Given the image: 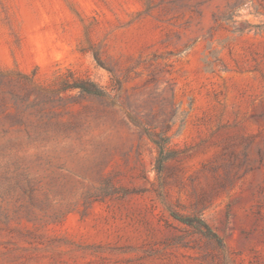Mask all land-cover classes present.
Segmentation results:
<instances>
[{
	"label": "rangeland",
	"instance_id": "374dc122",
	"mask_svg": "<svg viewBox=\"0 0 264 264\" xmlns=\"http://www.w3.org/2000/svg\"><path fill=\"white\" fill-rule=\"evenodd\" d=\"M0 264H264V0H0Z\"/></svg>",
	"mask_w": 264,
	"mask_h": 264
},
{
	"label": "trees",
	"instance_id": "16d2710c",
	"mask_svg": "<svg viewBox=\"0 0 264 264\" xmlns=\"http://www.w3.org/2000/svg\"><path fill=\"white\" fill-rule=\"evenodd\" d=\"M73 88L79 89L82 92L89 94V95H95V96H100L102 95V91L96 87V85L88 82H79L75 83ZM183 223H191L192 221L188 218H181L180 219Z\"/></svg>",
	"mask_w": 264,
	"mask_h": 264
}]
</instances>
